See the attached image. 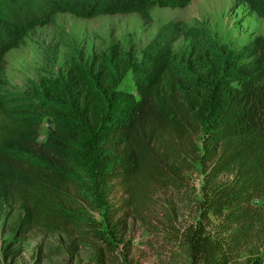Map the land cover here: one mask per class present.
<instances>
[{
  "label": "trees",
  "instance_id": "1",
  "mask_svg": "<svg viewBox=\"0 0 264 264\" xmlns=\"http://www.w3.org/2000/svg\"><path fill=\"white\" fill-rule=\"evenodd\" d=\"M9 1L0 0V9ZM244 1L264 17V1ZM84 2L88 8L39 0L49 16L70 11L83 17L138 13L144 18L153 6L183 8L190 0ZM27 24L20 17L16 26ZM183 28L179 22L164 25L143 63L112 49L83 66L71 62L61 77L41 79L38 109L52 117L43 140L38 114L13 116L0 101V207H17L11 223L19 235L66 234L74 227L110 246L97 222L75 203L94 202L98 167L123 196L108 226L126 224L153 205L152 192L176 183L169 162L194 147V133L207 145L201 159L206 207L183 234L191 264H229L236 245L224 235L232 227L247 233L262 223V210L253 202L264 200V38L239 51L191 43L178 55L172 46ZM22 34L0 40L1 72L5 54ZM129 73L137 96L115 83ZM223 174L231 177L219 184ZM19 252L17 246L14 255Z\"/></svg>",
  "mask_w": 264,
  "mask_h": 264
},
{
  "label": "rangeland",
  "instance_id": "2",
  "mask_svg": "<svg viewBox=\"0 0 264 264\" xmlns=\"http://www.w3.org/2000/svg\"><path fill=\"white\" fill-rule=\"evenodd\" d=\"M84 1L61 0L70 8H88L89 3ZM8 3L0 9L1 16L7 15V20L0 18V40L11 38V33L17 37L19 32L23 34L1 63L0 101L13 116L38 114L41 140L52 117L38 109L42 104L38 84L41 79L61 77L71 62L83 66L117 49L131 61L143 63L146 49L157 32L164 25L177 22L184 27V35L172 46L178 55L188 52L191 43L239 51L254 38H264V17L244 0H190L185 7L176 9L153 6L147 10V18L138 13L83 17L70 11L49 16L39 0ZM20 17L27 21L26 28L16 26ZM34 23L39 24L31 28ZM115 83L126 93L137 96L134 74L129 73ZM203 139L194 133V147L169 162L176 183L152 192L153 205L144 207L141 215H132L128 223L111 228L108 221L123 196L117 187L111 186L102 167H98L94 202L75 203L97 222L110 246L93 239L88 231L74 227H69L66 234L46 235L33 230L21 236L11 223L17 207L13 204L0 207V264H191L183 234L189 226L196 225L206 207L202 192L206 172L201 159L207 145H203ZM230 177L223 174L217 181L221 184ZM253 205L262 210V223L247 233L232 227L224 235L236 245L229 252V264H251L255 260L264 264V200L254 201ZM116 220L117 217L113 223ZM214 227L217 223L208 229ZM17 246L20 254L15 256Z\"/></svg>",
  "mask_w": 264,
  "mask_h": 264
}]
</instances>
